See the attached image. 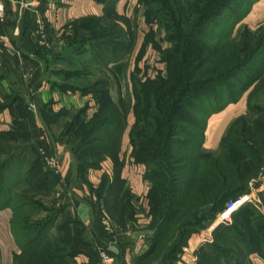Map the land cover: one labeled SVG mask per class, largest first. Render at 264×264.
Returning <instances> with one entry per match:
<instances>
[{"label": "trees", "instance_id": "1", "mask_svg": "<svg viewBox=\"0 0 264 264\" xmlns=\"http://www.w3.org/2000/svg\"><path fill=\"white\" fill-rule=\"evenodd\" d=\"M103 1L105 17L124 22L123 17L113 12L115 0ZM183 1L185 32L180 33L183 21L181 17H174L171 4L166 0H143L148 6L146 21L164 13L157 20L164 27L171 47L159 52L162 61L167 64L169 75L167 80L158 77L148 81L147 85L153 86L151 91L140 81L134 83L137 87L136 96L139 100L142 99V103L148 99L150 108H147L146 103V109L140 106L135 108V113L146 124L135 126L129 133L133 147L132 156L135 162L146 165L148 171L144 178L152 185L148 194L152 221L146 228L155 229V232L148 235L152 242L145 254H151L152 258L161 254L163 264L172 262L189 235L197 232L196 228L186 230L185 220L182 228L177 231L178 238L168 247V242L174 238L171 236V228L176 220L175 216L181 209L188 207L185 215L191 211L188 215L197 222L196 199L199 204H210L214 216L229 200L248 191V182L264 167V159L258 155L257 144L241 136L248 123L252 127L260 125L264 133V124L246 120V117H252L264 108L253 104L250 98L257 84H264V34L261 37L256 36L247 28L242 29L238 36L232 34L233 27L248 15L252 5L259 0ZM180 37L183 39L179 40ZM178 43H181V56L177 59L175 49ZM116 44V48L109 53L101 49L93 51L92 62L105 63L104 65L117 63L131 54V43L127 46L125 41H118ZM175 62L181 63L179 68L184 77L180 80L179 84L182 86L178 90L175 86L170 89L176 93L169 101L167 84L175 82L178 72ZM107 85L106 79L80 88L82 93H94L98 110L82 137L78 136L77 130L73 132V129L77 122L78 129H83L86 125L80 120L85 108L73 117V122L61 134L66 139L74 159L75 172L80 178H85L91 169L100 170L102 162L108 158L115 168L120 165L118 152L122 144L125 115L107 96ZM246 92H249L246 98L247 113L237 116L230 124L219 143V152L204 151L203 133L208 117L229 104H234ZM119 101L122 103L123 99ZM106 107L107 112L103 114ZM19 113H26L24 106L20 107ZM47 117L48 120L58 118L50 113ZM12 128L8 132L0 133V141L2 137L10 139L6 135L11 133ZM230 141L238 142L236 150L229 145ZM29 144L0 162V210L9 208L11 211L10 233L17 248V252L12 255L11 264H71L70 260L75 256L76 248L68 236L70 222L63 225L67 230V237H59V240L50 237L56 223V213L53 209L43 208L41 203L29 198L24 191L27 186L45 193L51 188L45 186L50 178L45 172L32 180L38 157L31 163L27 161L28 165L23 170L22 165L25 163L21 160L33 149L31 143ZM34 152L36 151L33 149ZM14 162L16 165L13 166ZM113 171L111 176L103 175L96 190L91 189L96 192V205L104 207L106 204L105 210L113 209L119 211V214L124 210L127 213L125 221H122L121 214L119 223L114 218L112 221L120 229L125 230L131 225L133 231H136V210L131 204L130 190L125 187L121 170ZM231 178L233 183H229ZM19 183L24 188L14 190ZM48 210L53 214L38 216L42 211ZM251 210L252 208L244 206L233 217ZM97 213L102 215L101 212ZM256 213L254 227L251 228V222L246 223L247 220L243 219L246 223L243 228L238 224L226 227L225 233L220 237L221 240H232L234 243V247L228 245L224 249L228 253V264H241L247 254L255 252L264 257V214ZM34 215L37 216L34 218ZM208 217L210 216L206 218ZM193 225L197 226L196 223ZM247 229L250 231L247 232Z\"/></svg>", "mask_w": 264, "mask_h": 264}, {"label": "crops", "instance_id": "2", "mask_svg": "<svg viewBox=\"0 0 264 264\" xmlns=\"http://www.w3.org/2000/svg\"><path fill=\"white\" fill-rule=\"evenodd\" d=\"M3 1L6 17L4 21H0V133L8 132L20 120V107L24 106L33 149L39 148L53 163L59 175V185L72 211L76 254L71 258V264H99L97 252L100 250H106L114 257L113 264H163L161 255L153 259L151 254H145L152 242L148 235L138 239L133 237L134 233L145 230L142 228L146 225H139L133 231L131 225L124 230L114 224L107 230L102 221L103 214L93 211L94 199L84 188L86 183L91 186L99 183L103 167L102 170L90 171L85 178L78 177L65 139L47 127L58 119L53 117L48 120L47 113L58 117L84 106L90 111L96 108L92 95L83 94L81 86L75 83L80 77L75 75L74 70L75 66L90 64L94 59L89 43L92 30L87 28V23L103 21L106 11L104 1ZM135 2L136 0H115L114 14L130 18ZM261 2L263 0L252 5L245 19L255 22L264 14L259 9ZM55 58L57 60H53ZM125 61L127 58L110 68L119 81L124 77L122 64ZM60 75L65 76L60 78ZM243 96L234 104H229L208 117L202 148L212 152L218 150L230 124L246 111ZM124 137V143L127 144L126 133ZM105 165L103 166L106 168L109 163ZM143 175V168L133 164H128L121 174L125 186L130 190L131 204L135 209L138 206L147 207L145 203L148 202L150 188ZM144 210L145 216L136 212L135 220L138 223H147L149 212ZM10 218L9 208L0 210L3 224L0 234V264H11L12 255L17 252L10 233ZM152 231L155 232V229ZM205 241L209 242L211 238L205 235L198 240L197 232L191 233L185 245L168 264H199L198 244ZM241 264H264V257L258 252L250 253Z\"/></svg>", "mask_w": 264, "mask_h": 264}, {"label": "rangeland", "instance_id": "3", "mask_svg": "<svg viewBox=\"0 0 264 264\" xmlns=\"http://www.w3.org/2000/svg\"><path fill=\"white\" fill-rule=\"evenodd\" d=\"M166 1L169 5L171 4L173 12H174V17L182 18L183 22L180 25V29H179V31H181L180 33L185 32V18L183 16L184 15V1L183 0H166ZM135 3L136 4L133 6V10L131 11L132 14L130 15V18L123 17L124 22L120 20H114L112 17L104 16V18L102 19L103 21L101 22L94 21L91 23H87V25L89 26L87 28H90L92 30V32L90 33V39H89V43H91L92 51L101 49L103 50V52L109 53V51L116 48L117 46L116 43H118V41L120 42L125 41L127 46L131 43V46H132L131 54L124 57L125 59L127 58V61H125L124 64H122V70H124L123 79L119 81L116 78L114 72L110 69L116 63H111V64L108 63L107 65H104L105 63L99 64L96 62L95 63L92 62L90 64H83L80 66H75V70H74L75 75H78L80 77L79 78L80 80L76 78L77 81L75 80V83L81 86V88H85L94 82H100L101 80L107 79V82H108L107 87L109 89V93L107 94V96H109V98L113 101V104H116L119 107V109L122 111V113H124L125 115V118H124L125 126H124V130L121 136L122 144L118 152L119 154L118 163L120 165L118 166V168H115L114 163L109 158L105 160L107 162L103 161L101 164V168H100V170H102V167H103V173H101L100 175L99 183L103 175L109 174L111 176V174L114 173L113 171L114 169L121 170V174H122L123 169H125L128 164L129 165L133 164L135 165V167L136 166L142 167L144 170V175L148 171L145 164L139 163L137 161L135 162L132 156V153H131L133 147L131 145V139L129 137L130 131L135 126L146 124L144 119L140 115H137V113H135L134 110L138 106H140L142 109H146L145 103L147 104V108H150L148 99L143 100L144 103H142L141 102L142 99L139 100V97L136 96L137 87L134 85V83L136 81H140L142 84H144L145 88L151 91L153 90L151 89L153 88V86L147 85L148 81L155 80L158 77L164 78L167 80L168 75H169L167 64L162 61L161 53L159 52L160 50H166V48L171 47V43L167 39V35H166L167 33L165 32L164 27L160 25V23L157 20L158 17L162 18L164 13L160 14L159 16L154 17L155 19L152 18L151 20L146 21L145 16L148 15L147 14L148 6L145 4V2H143V0H136ZM259 7H260L259 9H262L264 11V0L263 2H261V5ZM259 11L260 10H258V12ZM245 18L242 19L238 24H236L235 27H233L232 34L234 36H238L240 35V31H242V29L247 28L249 29V31H251V33L255 34L256 36L259 35V37H261L264 34V14H262L261 17H258L257 21L255 22H252V20L248 21ZM176 19L178 20L179 18H176ZM116 22H118L119 25H117ZM182 39L183 38L181 37L179 38V40H182ZM157 45L158 47H156ZM180 45L181 43H178L177 48L175 49V52H176L175 56L177 59L180 58L181 56L180 47H179ZM53 60H57V59L55 58ZM174 64H175L174 66L177 67L176 69L178 70V72L175 75V78H176L175 82L167 84V91L169 90L168 91L169 99L170 98L172 99L176 93L175 91L171 92L170 89H172V87L175 86L176 87L175 89L178 90V88L182 86L181 84H179L180 80L184 77L183 71H181V68H179L181 63L175 62ZM103 65L105 66L104 68L102 67ZM55 71H59V70H55ZM60 76H61L60 78H62L65 75H60ZM70 79H73V78H70ZM248 93L249 92H246L243 94L244 96L242 95L245 100L248 97ZM85 94H91L94 99V93L88 92ZM121 98L123 99L122 103L119 101ZM250 98H251V101L254 102L253 104H256V105L258 104L261 107L264 106V84L263 83L257 84L256 88L251 93ZM171 99L169 101H171ZM95 104H96V108L92 111H90L87 106H84L86 110L84 114L80 117V120H82L86 124L83 127V129L82 128L78 129L79 122L75 123L73 132L77 130L76 132H78L79 137H82L84 135V132L87 129L88 123L91 122L90 121L91 118L98 110L99 105L96 103V101H95ZM84 108H81L76 111H70L66 114L62 113V116H58V119L56 121H53L51 124L49 122L50 125L47 126L49 127L48 129L50 131L52 130V132L55 134L61 135L66 129L65 127H67L68 124L73 122V117ZM108 110L110 112V108H108ZM106 112H107V107L103 109L102 113L106 114ZM246 113H247V109L244 114ZM45 117L46 116H44V119ZM20 119L21 120L19 121L21 122L20 123L18 122L17 125L13 126L11 133L6 135V136L9 135L8 138L10 139H6L7 137L1 138L0 162L10 157L9 155H11L12 153H17L18 150L22 149L23 147H25V145L31 143L32 141L30 125L26 123L27 114L23 113L22 115H20ZM246 120L248 121L252 120L260 124L261 123L264 124V108H261V110L258 111V113H256L254 116L246 117ZM125 133L128 137L127 144L126 142L124 143ZM241 136L245 138V140L248 138V139H251L252 143L255 142L257 144V150H258L259 157L261 159H264V133L262 132L260 125L257 124L256 127H252L251 123L250 124L248 123L246 126H244V130ZM237 144L238 142L237 143L231 142V141L229 142V145L234 146L233 148H235V150L237 149ZM202 149L204 151H208L204 148ZM35 151L36 152L33 153V149H32L31 153L29 154L27 153V157L21 160V161H24L23 163H25L24 165H22L23 170L26 169L28 165L27 161L31 163L36 157H38L39 161L37 163L36 170L33 172L32 180L36 179L37 176H41L42 172H45L50 176L49 181L46 183L47 185L45 184V186L46 187L50 186L51 188L48 191V193L37 191V190L35 191L28 186L27 188L24 189V191L27 192L26 194L29 198H31L34 201L37 200L39 203H41L43 208L50 209V210L53 209V212L56 213L57 219L55 221L56 223L54 222L55 223L54 228L50 232V237L57 239V240H59V237L61 238L67 237V230L66 228H63V225L67 223L68 221L70 222V226L68 228L70 233L68 234V236L70 237V239H72V243L75 246L74 239H73V225L75 222H74L71 208H69V202L68 200H66L64 196V191L63 189H61L59 185L60 179H59L58 172L53 167V165L51 166L48 164V160H47L49 159L48 156H45L44 154H42L39 148L36 149ZM15 163L16 162H14L12 165L13 166L16 165ZM105 164L108 165L106 168L104 167L106 166ZM93 170L94 169H91L89 170V172ZM88 173L86 175H88ZM145 181L148 184L149 188L151 189L152 188L151 183L146 179ZM99 183L96 186H91V187L89 184L86 183V185H84V188L86 189V192H88L90 196L94 199L93 206H92L93 211L101 212L103 214L102 221L105 224L107 230H109L114 224L116 225L114 221H117L119 223L118 220L120 219V214L123 219L122 221H125L127 218V213L124 210H122V213L120 214H119V211H116L113 209L105 210L104 207L106 204H104V207L103 205H101L100 207L96 205L97 203L96 194H95L96 192L91 189L93 188L96 190ZM229 183H233V178H231V181H229ZM248 184H249L248 191L238 195L237 197H240L243 195H249L250 201L242 205L240 208H238V210L245 206V207L252 208L253 211L251 210V212L250 211L245 212L240 215L241 217L240 216L233 217V215L238 212L237 210L231 215L230 222H225V221L220 220L217 216L221 211L216 213L213 216L210 210L211 208L210 204H207L205 202L202 204H199V201L195 199L197 222H195V219H193L192 216L188 215L191 213V211H189L185 215V211H187L188 207L181 209V212L175 216L176 220L174 221L173 226L171 228V231L173 232L171 236H173L174 238L168 242V246H171L173 241L176 240V238H178L177 231H179L178 229L180 227L182 228V224L186 220L185 221L186 222L185 228H187L186 230L196 228L198 240L200 239V237H203L205 235L211 238V241L209 242L205 241V243L198 244V252H199L198 263L199 264H228L229 260L226 257L228 253L224 249L228 245L234 247V243L232 240L230 241L227 239L221 240L220 237L222 236V234L225 233L226 227L235 226V224H238L239 227L242 226L243 228V224L245 226L246 223L250 221L251 228L254 227L255 226L254 225L255 216L257 215L256 212L264 214V167L261 168L260 172L255 176L254 179L250 180ZM23 186L24 185L22 183H19V185H17L14 188V190L19 191L20 189L24 188ZM145 204L147 205V207L142 208V206H138L137 209H135L136 212L141 213L143 215L145 213L144 209H146L147 212H150L151 211L150 205H149L150 203L146 202ZM50 210L42 211L40 214H38V216L39 215L46 216L47 214L48 215L53 214V212L51 213ZM204 214H207V215H204ZM36 216L34 215V218ZM205 216L206 217L210 216V217L206 218ZM112 219L114 221H112ZM151 219H152L151 215L148 214L147 223L145 222L138 223L137 221V227L139 225L141 226L146 225L147 227L152 221ZM243 219L245 221L247 220L246 223H244ZM107 221L110 223V226H107L106 224ZM194 223L197 224L196 227L193 225ZM2 225L3 224L0 219V234L2 232ZM146 227L142 229L148 230ZM248 231H250V229H247V232ZM98 254H99V251L97 252V256H98L97 260L99 264H101L100 257ZM158 255H161V254H158ZM156 256H154L153 259Z\"/></svg>", "mask_w": 264, "mask_h": 264}, {"label": "built area", "instance_id": "4", "mask_svg": "<svg viewBox=\"0 0 264 264\" xmlns=\"http://www.w3.org/2000/svg\"><path fill=\"white\" fill-rule=\"evenodd\" d=\"M6 17V6L4 4L3 0H0V21H4ZM48 160L49 165H53L50 159ZM250 201V196L249 195H243L240 197H237V199L230 200L227 202L224 206V208L221 210V212L217 215L218 218L222 221L225 222H230L231 220V215L238 210L242 205ZM220 222V221H219ZM107 226H110V223L107 221L106 222ZM99 257L101 264H113L115 259L114 257L109 254L106 250H100L99 251Z\"/></svg>", "mask_w": 264, "mask_h": 264}, {"label": "water", "instance_id": "5", "mask_svg": "<svg viewBox=\"0 0 264 264\" xmlns=\"http://www.w3.org/2000/svg\"><path fill=\"white\" fill-rule=\"evenodd\" d=\"M154 234V231L152 230H141V231H138L137 233H134L133 234V237H135L136 239L142 237V236H145V235H152Z\"/></svg>", "mask_w": 264, "mask_h": 264}]
</instances>
